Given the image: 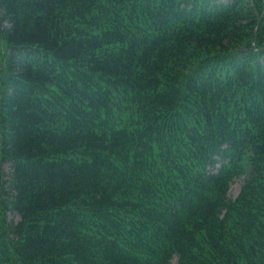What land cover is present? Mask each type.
Here are the masks:
<instances>
[{"label":"trees","instance_id":"1","mask_svg":"<svg viewBox=\"0 0 264 264\" xmlns=\"http://www.w3.org/2000/svg\"><path fill=\"white\" fill-rule=\"evenodd\" d=\"M0 264H264V0H0Z\"/></svg>","mask_w":264,"mask_h":264},{"label":"rangeland","instance_id":"2","mask_svg":"<svg viewBox=\"0 0 264 264\" xmlns=\"http://www.w3.org/2000/svg\"><path fill=\"white\" fill-rule=\"evenodd\" d=\"M219 165V164H218ZM8 166H6V170H7ZM243 183V178H236L235 181L232 183L230 191H229V196L235 198L240 189H241V185ZM10 218H12V216H9ZM15 220H19V216H14ZM177 258H174L173 262H176Z\"/></svg>","mask_w":264,"mask_h":264}]
</instances>
